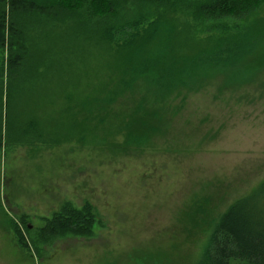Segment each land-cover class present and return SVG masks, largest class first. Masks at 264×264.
Wrapping results in <instances>:
<instances>
[{"label":"rangeland","instance_id":"1","mask_svg":"<svg viewBox=\"0 0 264 264\" xmlns=\"http://www.w3.org/2000/svg\"><path fill=\"white\" fill-rule=\"evenodd\" d=\"M164 9L126 7L119 20L161 16L181 53L250 28L264 35V4L239 20L196 18L188 4L174 12ZM24 22L31 38L22 80L11 79L12 114L14 100L19 108L28 97L46 101L52 95L59 110L66 97L95 95L104 82L99 65L113 48L70 22L57 24L51 37L50 26L30 28L31 20ZM247 61L258 68L254 84L220 92L221 78L172 99L162 109L165 125L143 148H123L121 138L102 142L118 122L108 128L81 114L75 124L66 119L61 139L69 137L68 142L47 144L53 140L52 113L41 106L40 137L0 148V264H195L218 215L264 178V52L255 50ZM14 85L23 86V93L18 88L14 96ZM65 203L92 207L97 217L92 235L38 241L41 219ZM17 228L27 248L18 244Z\"/></svg>","mask_w":264,"mask_h":264},{"label":"trees","instance_id":"2","mask_svg":"<svg viewBox=\"0 0 264 264\" xmlns=\"http://www.w3.org/2000/svg\"><path fill=\"white\" fill-rule=\"evenodd\" d=\"M0 1V148L16 141L23 142L25 137H40L42 122L36 114L42 113L41 106H50L49 114L52 113L48 121L53 140H45L47 144L68 142L69 137L61 139V131L67 121L75 124L81 114L88 115L89 121L93 119L108 128L118 122L114 132L102 142L121 138L123 148L146 147L168 119L162 111L163 106L174 98L200 91L211 80L223 78L218 83L220 92L254 84V72L258 68L253 62L248 63L247 58L255 50L264 52V47H261L264 35H257L258 32H253L252 28L217 40L196 52L181 53L175 45L174 30L161 16L149 22L144 16H139L137 20L122 17L119 20L126 7L138 10L163 7L166 12H174L182 4H188L189 8L193 6L196 18L239 20L264 4V0ZM26 20H31L30 28H38L42 24L50 26L48 35L57 24L70 22L81 30L80 33L96 36L98 44L113 48L108 60L99 65V80L104 78V82L93 92H97L95 95H81L75 101L66 97V103L60 105L59 110L52 104L55 101L52 95V103L45 101L46 97H28L31 100L25 101L19 108L17 100H14L12 114L11 79L14 75V82L22 80L29 51L26 41L31 38L25 33L28 29ZM242 61L245 63L244 72L240 71ZM19 86L14 85V96L18 88L23 93V86ZM120 100L124 104L129 103L130 108L125 105L123 108ZM111 106L115 110L108 109ZM41 220L43 226L35 237L38 241L66 235L89 237L97 223L89 204L77 209L65 203L50 217ZM20 223L27 235L32 233L24 218L20 219ZM15 232L18 244L27 248L25 236L18 228ZM195 264H264V178L218 215Z\"/></svg>","mask_w":264,"mask_h":264},{"label":"bare ground","instance_id":"3","mask_svg":"<svg viewBox=\"0 0 264 264\" xmlns=\"http://www.w3.org/2000/svg\"><path fill=\"white\" fill-rule=\"evenodd\" d=\"M1 2V1H0ZM31 2V1H30ZM21 3V2H20ZM33 3H34V1H33ZM42 3V2H41ZM37 4V3H36ZM52 6V5H51ZM61 11V10H60ZM59 15V14H58ZM62 15V14H61ZM50 16V15H49ZM63 16V15H62ZM1 18V17H0ZM62 18V17H61ZM4 19V18H3ZM66 20V19H65ZM9 22H11L10 20H9ZM92 24V23H91ZM9 27V26H8ZM8 35V34H7Z\"/></svg>","mask_w":264,"mask_h":264}]
</instances>
